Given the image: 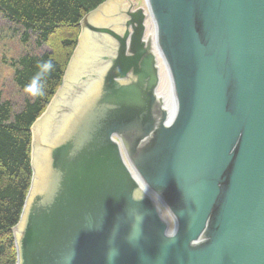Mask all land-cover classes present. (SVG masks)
<instances>
[{
  "label": "water",
  "instance_id": "obj_1",
  "mask_svg": "<svg viewBox=\"0 0 264 264\" xmlns=\"http://www.w3.org/2000/svg\"><path fill=\"white\" fill-rule=\"evenodd\" d=\"M144 1L131 74L41 139L82 29L31 124L16 264H264V0Z\"/></svg>",
  "mask_w": 264,
  "mask_h": 264
},
{
  "label": "trees",
  "instance_id": "obj_2",
  "mask_svg": "<svg viewBox=\"0 0 264 264\" xmlns=\"http://www.w3.org/2000/svg\"><path fill=\"white\" fill-rule=\"evenodd\" d=\"M105 0H0V14L19 31L25 46L12 58V79L23 93L17 106L0 90V264H15L12 227L17 223L30 185V144L32 122L43 112L61 83L63 72L76 44L80 20ZM33 48L46 46L41 52ZM53 67L45 70L43 63ZM39 77L43 95L25 90Z\"/></svg>",
  "mask_w": 264,
  "mask_h": 264
},
{
  "label": "bare ground",
  "instance_id": "obj_3",
  "mask_svg": "<svg viewBox=\"0 0 264 264\" xmlns=\"http://www.w3.org/2000/svg\"><path fill=\"white\" fill-rule=\"evenodd\" d=\"M120 1L121 0H110L98 11L90 15L88 20L96 25L109 24L116 26V22L111 18V15L118 8ZM148 25L150 26V24ZM113 46L114 44L112 45L110 39L104 35L95 36L89 31H83L81 33L79 45L67 71L64 85L49 106L48 114L41 127L38 128V134L41 139L59 137L64 132L65 124L71 123L70 117L74 115V113H77L88 101L90 93L96 91L97 85L94 82L89 84L84 83L80 85L78 89L74 87V82L78 80L80 74L85 72L88 68H94L93 66L97 64H95V60L98 59L100 55L108 53ZM99 67L100 65L95 69L97 70ZM72 91L74 92L72 93ZM75 91H77L76 94H74Z\"/></svg>",
  "mask_w": 264,
  "mask_h": 264
},
{
  "label": "flooded vegetation",
  "instance_id": "obj_4",
  "mask_svg": "<svg viewBox=\"0 0 264 264\" xmlns=\"http://www.w3.org/2000/svg\"><path fill=\"white\" fill-rule=\"evenodd\" d=\"M111 18L116 22V26H108L111 30L110 33L100 30L106 28L105 25H95L90 23L91 21L89 22L88 19L85 21L87 31L95 36L104 35L110 39L112 45L114 44L108 53L98 57V59L100 58L99 61H104L103 63L99 62L98 59L95 60V64L100 65L99 69H102L101 85L109 88H113L120 79H125L131 74V62L137 59L142 51L140 44L143 45L145 41L144 31L146 28L142 9L136 7L135 0H121ZM80 26L82 27L81 23ZM97 64L93 66L94 68L91 67L84 74L82 73V79H86L90 74L92 76L96 71L95 68H98ZM99 69L97 70L101 71ZM79 84V80H76L74 87L76 88Z\"/></svg>",
  "mask_w": 264,
  "mask_h": 264
},
{
  "label": "rangeland",
  "instance_id": "obj_5",
  "mask_svg": "<svg viewBox=\"0 0 264 264\" xmlns=\"http://www.w3.org/2000/svg\"><path fill=\"white\" fill-rule=\"evenodd\" d=\"M136 7L145 9L144 0H135ZM10 22H8L0 14V90L5 98L10 99L15 105H19L23 98V93L20 92L12 79V68L10 61L12 58L17 57L25 46L19 41V31L10 29ZM27 49L31 52H41L47 50L46 46L41 48H33L30 43Z\"/></svg>",
  "mask_w": 264,
  "mask_h": 264
},
{
  "label": "clouds",
  "instance_id": "obj_6",
  "mask_svg": "<svg viewBox=\"0 0 264 264\" xmlns=\"http://www.w3.org/2000/svg\"><path fill=\"white\" fill-rule=\"evenodd\" d=\"M53 67L51 60L45 61L43 63V68L45 70H51ZM25 90L28 91L32 95H43V87L39 85V77H33V80L30 84L25 86ZM111 260V257H109Z\"/></svg>",
  "mask_w": 264,
  "mask_h": 264
}]
</instances>
